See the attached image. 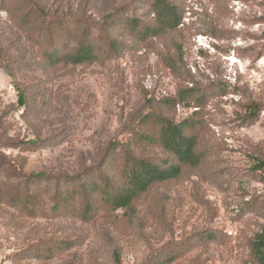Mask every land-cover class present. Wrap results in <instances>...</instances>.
<instances>
[{"label":"rangeland","instance_id":"374dc122","mask_svg":"<svg viewBox=\"0 0 264 264\" xmlns=\"http://www.w3.org/2000/svg\"><path fill=\"white\" fill-rule=\"evenodd\" d=\"M154 1L0 0V264H254L264 0H168L173 29ZM82 41L93 61L49 59ZM157 115L200 161L117 210L102 190L134 160L179 164Z\"/></svg>","mask_w":264,"mask_h":264},{"label":"trees","instance_id":"16d2710c","mask_svg":"<svg viewBox=\"0 0 264 264\" xmlns=\"http://www.w3.org/2000/svg\"><path fill=\"white\" fill-rule=\"evenodd\" d=\"M153 10L157 19L165 27L173 29L179 26L181 18L168 0H155ZM95 57L94 46L88 41H82L72 53L62 56H57L56 54L51 56L50 54L49 59L55 61L54 63L65 62L79 65L91 62ZM25 104L26 96L24 91H21L20 105L24 106ZM154 122L158 127V143L167 152L175 155L179 160V164L161 167L148 160H134L132 165L123 171L125 182L122 186L111 187L105 185L102 190L104 198L117 210L131 207L134 201L154 184L178 178L182 172V165L196 166L200 161L196 153L197 139L185 134L187 122L184 121L177 124L158 115L155 116ZM143 139L149 143L157 142V140L149 136H144ZM261 168L264 169V164H262ZM251 256L254 264H264L263 238L253 243Z\"/></svg>","mask_w":264,"mask_h":264}]
</instances>
